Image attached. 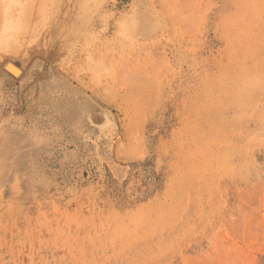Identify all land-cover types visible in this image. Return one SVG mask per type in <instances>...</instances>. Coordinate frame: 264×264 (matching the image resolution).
<instances>
[{
    "label": "rangeland",
    "instance_id": "374dc122",
    "mask_svg": "<svg viewBox=\"0 0 264 264\" xmlns=\"http://www.w3.org/2000/svg\"><path fill=\"white\" fill-rule=\"evenodd\" d=\"M110 7L138 46L100 87L74 0L0 55V264H264V0Z\"/></svg>",
    "mask_w": 264,
    "mask_h": 264
},
{
    "label": "clouds",
    "instance_id": "9594fccd",
    "mask_svg": "<svg viewBox=\"0 0 264 264\" xmlns=\"http://www.w3.org/2000/svg\"><path fill=\"white\" fill-rule=\"evenodd\" d=\"M64 0H0V55H19L30 43L38 41L58 19ZM75 14L66 26L67 56L76 62V74L97 87L115 75L106 57L115 48L135 50L138 46L136 24L129 13L117 16L111 0H74ZM107 37V38H106Z\"/></svg>",
    "mask_w": 264,
    "mask_h": 264
},
{
    "label": "bare ground",
    "instance_id": "6f19581e",
    "mask_svg": "<svg viewBox=\"0 0 264 264\" xmlns=\"http://www.w3.org/2000/svg\"><path fill=\"white\" fill-rule=\"evenodd\" d=\"M6 69L13 74L15 77H19L22 74V69L20 66H18L16 63L13 61H9L6 63Z\"/></svg>",
    "mask_w": 264,
    "mask_h": 264
}]
</instances>
